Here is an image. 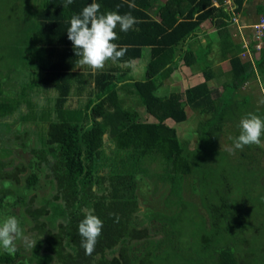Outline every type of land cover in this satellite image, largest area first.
Masks as SVG:
<instances>
[{"label":"trees","instance_id":"obj_1","mask_svg":"<svg viewBox=\"0 0 264 264\" xmlns=\"http://www.w3.org/2000/svg\"><path fill=\"white\" fill-rule=\"evenodd\" d=\"M236 1L239 9L242 0ZM91 2L27 1L29 15L24 18L31 21L25 27L28 42L16 39L17 45L23 46L14 59L19 70L7 88L0 84V124L19 119L48 121L47 127H40L46 130L41 131L33 146H27L26 129L21 138L15 132V138L34 157L29 162L31 172L26 183L36 185L38 173L32 168L41 169V164L46 163L51 173L44 176L53 184L32 214L33 229L41 235L48 252L38 255L36 246L31 256L25 255L26 260L21 248H17L14 259H6V264H256L252 255L264 251V244L255 245L253 254L246 258L245 247L249 244L244 233L255 221L253 233L264 239V202L262 208L258 203L261 199L255 200L261 211L258 217L249 212L246 197L251 185H262L264 166L258 154L264 150L260 145L233 150V141L240 132V116L254 113L264 118V100L261 105L254 102L253 108L249 96L241 102L236 96L237 88L253 75L264 81V34L258 39L259 48L255 49V41L248 43L253 63L246 52L241 56L242 48H248L244 41L241 48L226 35L223 42L231 46L227 94L209 85L214 77L209 57L197 68L203 74L199 83L182 91L175 83L168 94L159 95V82L176 81L173 78L181 75V65L192 68L193 63H201L214 42L209 38L207 49L200 45L201 55L192 53L188 57L190 51L184 48V40L195 36L199 22L209 16L216 20L215 26L226 30L232 22L227 9L213 6L212 0H187L191 5L187 14H172L170 5L169 11H160V19H155L148 13L149 0H109L108 4L114 2L113 11L121 15L131 12L138 23L128 32L117 26L119 39L114 42L127 47V53L116 64L109 61L114 69L98 71L94 84H89L85 77L93 75H84L86 68L77 67L78 49L68 39L67 28L71 17ZM95 2L101 5L103 0ZM130 2L136 7L129 8ZM30 28L36 33L28 31ZM144 47L149 48L145 79L126 81L119 87L118 78L124 77L127 66H133V61L141 57ZM46 57L49 66L45 64ZM32 65L40 68L38 76ZM173 72L178 74L172 76ZM30 81L54 89L51 105L40 103L37 94H33L35 101L25 102ZM15 86L21 90L16 91ZM10 87L14 90L9 91ZM123 88L125 94L132 95L129 101L135 100L132 106L122 102L119 91ZM34 105H44L40 118L30 117V107ZM136 106H145L154 120L142 119ZM190 113L199 116L198 124L190 136H181L175 124L187 121ZM3 127L8 126L0 125ZM191 141L194 147H190ZM232 154L238 156L234 158ZM249 163L256 168L248 167ZM3 167L0 163V177L5 174ZM146 178L152 195L148 197L147 210H143L139 197ZM185 178L189 179L186 188ZM188 188L190 194L198 195L207 219L198 214L192 201L182 198ZM262 189L253 188L252 192L261 194ZM83 209L93 211L103 221L102 233L91 254L81 246L78 232ZM191 213L203 220L201 236L207 238L203 243L192 234L197 226L188 231ZM47 219L49 224L45 223ZM228 236L232 239H226ZM191 242L195 246L193 253L185 248ZM212 242L217 246H211ZM32 257L41 259L33 262Z\"/></svg>","mask_w":264,"mask_h":264},{"label":"rangeland","instance_id":"obj_2","mask_svg":"<svg viewBox=\"0 0 264 264\" xmlns=\"http://www.w3.org/2000/svg\"><path fill=\"white\" fill-rule=\"evenodd\" d=\"M27 1L29 3V1H31V0H0V84H1V86H5L6 88L8 87V85L11 81L15 80L16 73L19 70L17 67V64H15V60L17 59L16 52L19 48H23V46H22V44L17 45L16 39H17V37H19V38L23 39L25 41V43L28 42L27 35H26L27 30L25 31V27H27V25H29V23L31 21L26 20V18H24V15L27 14L28 9H29V4H27ZM27 15H29V14H27ZM28 19H29V17H28ZM17 22H18V26H17ZM28 31H30V30H28ZM148 50H147V48H145L143 51L144 57L146 59L148 58V52H149ZM26 55H31V54L27 52ZM207 60H210V59L208 58ZM210 61H212V60H210ZM190 62H191V59L189 58L188 63H190ZM228 65L223 64V65H220L218 67L214 66V69H215V75L214 76H216V73H217L218 77L219 76L221 77V86L222 87L221 86L218 87V90L224 91L225 94H227L226 90H227V86H228V85L227 86H225V85L227 84V80H229L231 77V70H230ZM36 66L32 65V68L35 70V74L38 76V73L40 72V68L36 69ZM197 68L198 67L195 64H193L191 69L193 71H196ZM132 70L135 73L133 75V77L136 79H140L139 77L144 75L145 65L143 62H139V63L133 65ZM179 71L183 76L189 74V72L186 70L185 66H182L179 69ZM89 77H87V78L85 77V81H89ZM216 78H217V76H216ZM199 81H200V79H199L198 75L193 76L192 79L191 78H187V79L184 78L180 82L181 86H178V88L181 87L180 90L182 91L185 87L190 86V85L193 86V85L199 83ZM94 82H95V80H93L92 84H94ZM252 84H255L254 88H256V90H253V89H251V90H253L255 92L256 96H258L256 102L259 105H261V103L264 100V92H263L264 81L261 78L258 81H255V80L247 81L243 85L242 89L240 90L241 92H238L237 99H240V102H241L242 98L250 96L249 94L246 95V90H248V87H252ZM209 85H210V83H209ZM27 87L29 89V92H27L25 94V96H27L25 98V102H27L29 100H33L34 99L33 94H37L38 95L37 97L41 98V102H45L44 105H46V103L49 105H51L53 103L54 89L52 87L43 88V87H41L40 82H38V81L27 82ZM15 88H16V91L21 90V88L19 86H15ZM170 88L171 87L169 86V84L165 85L162 83L161 86H159L157 93L159 95H166L169 93ZM13 90H14V87L9 88V91H13ZM47 91H49L48 94L46 93ZM243 93H245L244 96H243ZM120 94L124 95L122 97V99H123L122 102H124L125 106H132L133 105V102L135 100L129 101L132 98V95H130L129 93L125 94L124 92H120ZM260 95L262 97V101H259ZM35 100L36 99H34V101ZM253 104H254V101L251 100L250 105H252L254 108ZM44 105L43 106L34 105V107H32L33 106L32 105L30 108L31 109L33 108V110H31L29 112L30 117L40 118L38 114H39V112L42 111V109L44 108ZM252 106H250V107H252ZM136 108L140 112L141 118L143 119V117H144V120L148 121V119L144 116V115L148 116V114H146L147 113L146 111H144V110L142 111L143 107L136 106ZM193 114L190 113V117L187 119V121L175 124V127L177 128L179 135L183 136V135L187 134V136H190V134L193 131V128L196 127V125L198 124V120H199V116L195 115V114L193 115ZM242 117L243 116H240V118H242ZM149 120L152 121L153 117L150 116ZM0 125L1 126H10L9 130H11V131L16 130L17 132H25V129L28 130L29 136L27 139V142H28L27 146H33L34 144H36V142H37L36 138L40 137L41 131L46 130V129L40 128L41 126L44 125L43 123L28 122L27 120L25 121L23 119L15 120L14 122L9 123V124H0ZM29 126H30V129H27L26 127H29ZM23 127H25V128L23 129ZM237 127H238V124H237ZM7 129L8 128H5V130H7ZM1 130L4 131V128H1ZM1 130H0V133L2 134ZM4 134H3V136H5ZM18 136H19V138L22 137L21 134H19ZM261 140H263V141L261 142L260 147L263 148V150H264V136L261 137ZM16 142L18 143L19 141L16 140ZM39 142H40V139H39ZM194 145H195V142L191 141L190 147H194ZM38 146H40V148H41L40 144ZM224 146L226 147L227 144H224ZM224 146H223V148H224ZM25 148H26V150H24V149H23V151L20 150L21 153L25 152L24 154L21 155V158H28L27 154H29V152L27 150V147H25ZM220 148H222V146H220ZM15 149H19V146L16 147ZM40 155L41 154H39V156ZM258 155L260 157L259 159L261 161V165L264 166V151L263 152L260 151V154H258ZM232 156L235 158L238 156V154H232ZM250 165H251V163L247 164L248 167L256 168V166H254L255 164H253V166H250ZM261 182H262V185H257V186L251 185L248 188V190H249V193H247L248 197H246L248 199L247 200L248 201L247 206L250 207L249 212L258 216V217L261 216V211L256 207L255 200L258 198V201H259V198H260L261 201H259L258 203L263 208L264 190L262 189L261 194L259 193V191H256L254 193L252 191H253V188H260V186L262 188H264V176L261 178ZM186 184L187 185L189 184L188 178H185V180H184V188H186ZM52 186H53L52 183L46 181L42 177V175H40L39 181L37 184V188H38L37 192H38V196L40 197L39 200H41L44 196L48 195V193L51 191L49 188H52ZM147 186H148V182H147V178H146L145 182L143 183L142 189H141L143 194L140 193L141 195L139 197L140 202H141V207L143 210H147V208H148V197H150L152 195V193L150 192V188L148 189ZM181 196L184 200L192 201L195 204L196 209L198 210L197 211L198 214H201V216H203L204 219H207V215L205 213L204 208L201 207V204L199 202V197L197 194L196 195L190 194V189L188 188V189H186L185 192L182 193ZM260 206H259V208H260ZM187 219L190 221L188 231L193 230L197 226L195 233H192V232L191 233L195 234L196 239H199L200 243H203L207 239L206 237L201 236L202 233H201L200 227L203 223V220L202 221L199 220V218L196 217L194 215V213H191V217L189 216ZM29 229H30V224H25L22 227V231H23L24 235L29 236L33 240L32 236H31V232L29 231ZM254 229H255V221L252 223V226L249 228V230H247L244 233V237L248 238V244H249V246L245 247V255L244 256L246 258L248 255L253 254V252L255 250L251 251V249L253 247H255V245L260 246V245L264 244V239L260 238L256 233H253ZM234 238L238 241L236 236H234ZM226 239L231 240L232 237L228 236V237H226ZM257 242H258V244H256ZM15 243L18 245H24L20 239H17L15 241ZM238 243L240 244L241 248H244L242 241H240V242L238 241ZM210 245L213 247L217 246V244L215 245L214 242H212ZM218 245H220V241L218 242ZM186 246L187 247H185V248L188 251H190V253H193L195 246L192 244V242H191V244L187 243ZM252 257L255 260L256 264H259L261 261L264 263V251H261V252L258 251L256 256L252 255Z\"/></svg>","mask_w":264,"mask_h":264},{"label":"clouds","instance_id":"obj_3","mask_svg":"<svg viewBox=\"0 0 264 264\" xmlns=\"http://www.w3.org/2000/svg\"><path fill=\"white\" fill-rule=\"evenodd\" d=\"M69 4L72 0H67ZM120 5H117V9ZM129 8H135L133 2ZM101 5L95 0L83 7L79 14H74L67 28V37L72 42L75 55L80 57L77 67H88L92 71L103 70L111 61L118 63L127 53V47L120 46L114 41L119 39L115 29L119 26L122 32H128L138 23L131 12L123 15L118 11L100 12ZM137 109V108H136ZM145 111L147 112L146 108ZM240 132L234 138L233 150H242L245 146L260 145L264 136V118L248 113L239 122ZM83 219L78 224V232L82 237L81 246L86 254H91L103 229V221L88 209L82 210ZM20 239L26 247L34 248L37 241L24 235L19 220L15 216H8L0 222V248L14 253L17 250L15 241Z\"/></svg>","mask_w":264,"mask_h":264},{"label":"crops","instance_id":"obj_4","mask_svg":"<svg viewBox=\"0 0 264 264\" xmlns=\"http://www.w3.org/2000/svg\"><path fill=\"white\" fill-rule=\"evenodd\" d=\"M107 2H105V0H103L102 2V6L100 8V12L104 13L107 11H113V3L114 2H109V0H106ZM222 2V3H219ZM149 3H151V7L148 10V13L155 19H160L159 18V14L160 11H165L166 8H168V11L170 10V5L173 6V9H171V11L173 12L172 14H177L178 16L179 13H183V14H187V10L189 9V7L191 6L189 3H187V0H149ZM66 4V3H65ZM64 4V5H65ZM212 5L215 7H218L219 5L222 6L224 9H227V13H228V17H230L231 19V23L229 22L226 30H224L221 27H217L215 26V19L213 17H207L203 20H201L199 22L198 28L195 30V36H188L185 40H184V48L188 50V52L190 51V54H187L188 57L193 53V55L198 56L201 55L200 51H201V47L200 45H204V49H207L208 43L209 42V38H212L211 40H213L214 42L212 43V45L209 46V52L206 54V58L203 57L202 60H200L201 63H193L195 64L198 68L203 66L204 62H207L208 58L210 57L212 59L211 61V67L214 71V75H215V67H218L220 65L223 64H229V68H230V63H229V57H230V52L229 49L231 48V46H229L228 43H224L223 40L226 39V35L229 36V38L232 40V42L234 43H238L237 45L240 46L242 48V44H241V40L244 41V43H251L253 41L254 43V35H255V31H254V24H256L259 19L261 17L264 18V0H242L241 4L239 5V9H237V1L236 0H212ZM197 14V12L195 13V15ZM30 32L32 33H36V30L33 28H30ZM235 35V36H234ZM224 36V37H223ZM242 36H244L245 38H248L249 41L244 40L243 38H241ZM263 43V42H262ZM228 44L226 48H224V45ZM249 46V45H248ZM147 48V50L149 49L148 47H144V49ZM176 48V46H175ZM226 49L227 52L225 53L223 50ZM256 49V48H255ZM142 51V55L141 57H139L136 61H133V64H137L139 62H143L144 65L146 66V63L148 61L149 58V52H148V58L146 59L144 57ZM149 51V50H148ZM242 51V52H241ZM239 51L241 52V56L243 52H246L248 55V58L251 59L252 63H253V57H251V51L250 48L248 47L247 49H243ZM175 52H180L178 49L175 50ZM238 52V53H239ZM208 55V56H207ZM246 56V57H247ZM243 57L242 60H246ZM182 62H180L181 64ZM45 64L47 66L50 65V61L48 59V57L45 58ZM189 64H192V62H190ZM200 64V65H199ZM129 66V67H128ZM127 66V70L124 72L126 73L124 77L122 78H118V83L117 85L119 87H121L122 84H125L126 81H136V80H144L145 79V72L144 75L139 77L140 79H136L133 77V75L135 74L132 70V67L130 64ZM131 66V67H130ZM185 66L186 70L189 72L188 75L183 76L182 74L179 77L173 78L176 81H173L172 79H168L165 80L164 82H159L158 88L159 86H161V84H165L171 87L172 84L177 83L176 85L181 86L180 82L184 79V78H193V76L198 75L199 79H202V73L196 69V71H192V69L188 66V65H181ZM86 70H84V72H82L84 75H88V73H91L93 75L89 77V84L90 82L92 83L93 80H95V74L98 71H92L91 69L85 67ZM107 71H112L113 65L111 63H107L104 67ZM101 71V70H100ZM117 72V71H114ZM120 74V73H118ZM178 73L173 72V75H177ZM180 74V72H179ZM117 75V73H116ZM217 76V78H216ZM214 76L213 78H211L210 80V87L212 89H218V87L221 86V77L217 75ZM179 79V81H177ZM260 78L258 75H256V77L253 75L252 78L250 80H255L258 81ZM249 81V80H248ZM246 83V82H245ZM244 83V84H245ZM255 83V82H254ZM255 84H252V87H248V90H246V95L249 94L250 99H252L254 102H256L257 97L255 92L253 90H256V88H254ZM222 87V86H221ZM243 85H241L239 88H237L236 90V96L238 94V92H241L240 90L242 89ZM181 88V87H180ZM224 88V87H223ZM253 89V90H251ZM121 90V89H119ZM124 88L120 91V92H124ZM158 90V89H157ZM258 91V90H257ZM244 92V91H243ZM243 95H245V93H243ZM38 95H36V98L39 100L40 103L41 102V98L37 97ZM124 95H121V97H123ZM46 98V97H45ZM259 101H262V97L260 95L259 97ZM259 105V104H257ZM142 111H145V106H141ZM147 115H144L148 121L149 117L152 116L148 111H147ZM153 117V116H152ZM26 121V119H23ZM154 120V117H153ZM152 120V121H153ZM40 123H43L44 125L42 127H47L48 121L47 120H43V121H39Z\"/></svg>","mask_w":264,"mask_h":264},{"label":"flooded vegetation","instance_id":"obj_5","mask_svg":"<svg viewBox=\"0 0 264 264\" xmlns=\"http://www.w3.org/2000/svg\"><path fill=\"white\" fill-rule=\"evenodd\" d=\"M9 127L10 126L7 127V130H5L6 127H3L4 131L0 128L2 131V134L0 133V163L4 164L3 170L5 172V174L0 177V222L8 216H15L19 220L21 229L23 225L30 224L29 231L31 232V236L34 241H37L35 245V247L38 246L36 253L41 255L48 251L44 249L45 245L43 244L41 235L33 229L32 214L44 202L43 198L45 196L39 200L40 197L37 192V184L40 175H42V177L46 180L44 175L46 173H51L50 166L46 163H42L41 169L33 167L32 170H35L38 173V179L36 180V185H28L26 183V177L31 172L29 162L34 159V157L31 153H29L27 154L28 158H21V155L25 152L21 153L20 150L23 151V149L26 150V148L20 145V141L18 143L16 142L17 139L15 138V132L17 131H11L9 130ZM24 128L25 127H23V129ZM18 133L22 134L24 132ZM3 134L5 136H3ZM18 146L19 149H15ZM31 198L33 200H31ZM45 223L49 224V219H47ZM16 246L17 248H21L20 253L25 259L27 258L26 256H31L35 250V247L29 248L25 245L18 244H16ZM16 251L14 253H10L3 248H0V264L8 263L6 259L13 260ZM32 258L33 262L41 259L37 257ZM47 264H51V262L49 263L47 261Z\"/></svg>","mask_w":264,"mask_h":264},{"label":"built area","instance_id":"obj_6","mask_svg":"<svg viewBox=\"0 0 264 264\" xmlns=\"http://www.w3.org/2000/svg\"><path fill=\"white\" fill-rule=\"evenodd\" d=\"M254 31H255V35H254V40H255V48H259L261 46V42L258 41V39H260L263 34H264V18L261 17L259 19V21L254 24ZM245 40L249 41L248 38H245ZM244 46L247 48L248 47V42L244 44ZM263 92H264V88H263Z\"/></svg>","mask_w":264,"mask_h":264}]
</instances>
